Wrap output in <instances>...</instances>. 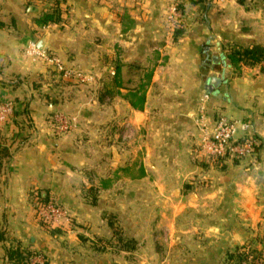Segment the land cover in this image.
<instances>
[{
    "label": "crops",
    "instance_id": "crops-1",
    "mask_svg": "<svg viewBox=\"0 0 264 264\" xmlns=\"http://www.w3.org/2000/svg\"><path fill=\"white\" fill-rule=\"evenodd\" d=\"M200 1L64 0V20L40 27L48 0H0V104L13 102L12 120L26 126L14 142L20 127L0 123L9 149L0 155V235L29 243L33 262L264 259V72L228 58L264 47V0ZM41 42L71 77L27 57ZM208 45L228 61L215 93L201 70ZM218 116L249 122L260 141L254 157L199 163L200 129ZM38 191L70 210L71 225L39 224ZM8 241L0 240V264H11Z\"/></svg>",
    "mask_w": 264,
    "mask_h": 264
},
{
    "label": "built area",
    "instance_id": "built-area-1",
    "mask_svg": "<svg viewBox=\"0 0 264 264\" xmlns=\"http://www.w3.org/2000/svg\"><path fill=\"white\" fill-rule=\"evenodd\" d=\"M174 15L177 16L176 10ZM27 57L42 58L53 65L60 73L71 77L72 73L68 72L59 57L50 55L46 52L39 51L36 45H30L26 50ZM83 79L80 74L74 73L73 76ZM15 113V104L13 102H4L0 104V123L12 119ZM57 120L66 123L68 129V120L57 117ZM251 125L249 122L234 121L227 117H220L213 126L206 129L202 139V153L213 162L226 159H244L252 153L254 149V139L247 136ZM242 132L244 137L238 138V133ZM35 215L41 219L48 230L50 228H61L70 225L71 214L68 209L60 205L53 199L48 202H36L34 205Z\"/></svg>",
    "mask_w": 264,
    "mask_h": 264
},
{
    "label": "trees",
    "instance_id": "trees-1",
    "mask_svg": "<svg viewBox=\"0 0 264 264\" xmlns=\"http://www.w3.org/2000/svg\"><path fill=\"white\" fill-rule=\"evenodd\" d=\"M52 4V9L49 12L44 13L40 18L36 19L35 22L40 27H47L52 24L60 23L64 20L65 11L61 8V4L64 0H48ZM204 2V0L200 1ZM230 62L235 65H246L248 67L259 66L264 72V47L261 45H252L248 47H240V49L232 51L228 56ZM28 107L24 104V109H22L23 114H27ZM18 115V111L14 113L13 117ZM14 123L20 127V130L17 133H14L13 141L20 139L24 141L23 136H21L22 131L25 132L24 126L17 122ZM1 139V135H0ZM0 155L7 157L9 155V149L5 146H2L0 142ZM52 197L49 193L43 191H38L32 194V204L35 205L36 202H48ZM39 224L45 228V225L41 219L36 216ZM114 227L113 223H110ZM117 231H115L116 233ZM0 240H5L4 236L0 235ZM7 259L11 264H50L48 261L43 263L33 262V258L36 256V252L31 249H26L22 245H18L13 248H6Z\"/></svg>",
    "mask_w": 264,
    "mask_h": 264
},
{
    "label": "water",
    "instance_id": "water-1",
    "mask_svg": "<svg viewBox=\"0 0 264 264\" xmlns=\"http://www.w3.org/2000/svg\"><path fill=\"white\" fill-rule=\"evenodd\" d=\"M43 44L44 42H41L39 47L41 51L44 50ZM221 50V47L216 49L208 45L203 53L201 70L206 74L203 79L206 82L205 88L210 93H215L222 84H225L224 79L229 74V70L225 68L228 61H226L225 56L220 55Z\"/></svg>",
    "mask_w": 264,
    "mask_h": 264
},
{
    "label": "rangeland",
    "instance_id": "rangeland-1",
    "mask_svg": "<svg viewBox=\"0 0 264 264\" xmlns=\"http://www.w3.org/2000/svg\"><path fill=\"white\" fill-rule=\"evenodd\" d=\"M176 13H177V17H178V21H180L181 19H182V16H181V13H180V11L178 10V9H176ZM179 22H177V24H178ZM202 74H203V76H206V74L202 71ZM203 81H204V84H206V82H205V80L203 79ZM207 91H209L208 89H207ZM24 106V105H23ZM15 109H16V105H15ZM220 117H222V116H218V118H216L215 120H214V122L217 120V119H219ZM224 117H226V116H224ZM228 118V117H227ZM11 121H13L14 122V119L12 120L11 119ZM214 122L211 124V125H203L202 126V128L200 129V138H199V143H198V145H199V155H200V158H199V163L201 164V165H203L204 167L205 166H212V167H215V166H218V165H221L222 163H224L223 162V160H221V161H218V162H213L212 160H210L208 157H206V156H204V154L202 153V148H201V145H202V139H203V134H202V131L204 132L206 129H209V128H211L212 126H213V124H214ZM28 126H31V125H28ZM24 127H26V126H24ZM250 130V129H249ZM247 136H251V137H253V139H254V149H253V151H252V153H250L249 155H247V157L246 158H244V159H239V160H245V159H248V158H251V157H254L255 155H256V153H257V151H258V145L260 144V141L258 140V138L255 136V135H251V134H249V131H248V133H247ZM244 137V136H243ZM243 137H239L238 136V138L239 139H242ZM235 160H237V159H235ZM52 199L53 200H55L56 202H58L55 198H53L52 197ZM60 205H61V203L60 202H58ZM63 207H65L64 205H62ZM66 208V207H65ZM66 209H68V208H66ZM69 210V209H68ZM69 212H70V210H69ZM70 214H71V218H73L72 217V213L70 212ZM72 220L73 219H71V223H72ZM71 223H70V225H71ZM117 228H115V229H118L119 231H120V229L121 228H119V225H118V223H117ZM62 228V227H61ZM55 229H58L57 227H55V228H50V229H48V230H50V231H53V230H55ZM119 231L118 232H116V234H117V236H115V242L117 241V239H119V238H121L120 236H118V234H120L119 233ZM6 241H8V238L6 237V238H4ZM9 239H10V237H9ZM122 239V238H121ZM105 243V245H106V247H110V248H114V243H112V242H114L113 240H111V241H105V240H103ZM9 242V241H8ZM100 242L101 241H99V244H100ZM103 244V245H104ZM24 245H26V247H24V248H26V249H30V244L29 243H26V244H24ZM101 245H102V243H101ZM5 247H7V248H15V247H17V244H15V243H6L5 244ZM115 249V248H114ZM113 249V250H114ZM36 260V258L35 259H33L32 261H35ZM251 260V264H264V259H261L260 261H257V262H255V260L253 259V258H251L250 259Z\"/></svg>",
    "mask_w": 264,
    "mask_h": 264
}]
</instances>
